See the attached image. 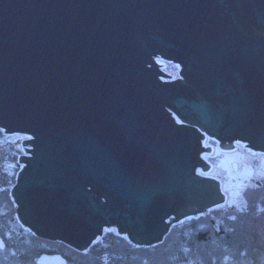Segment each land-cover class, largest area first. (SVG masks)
<instances>
[{
	"label": "water",
	"instance_id": "1",
	"mask_svg": "<svg viewBox=\"0 0 264 264\" xmlns=\"http://www.w3.org/2000/svg\"><path fill=\"white\" fill-rule=\"evenodd\" d=\"M0 128L34 136L22 224L80 252L106 228L155 245L224 203L206 135L264 151V0H0Z\"/></svg>",
	"mask_w": 264,
	"mask_h": 264
},
{
	"label": "trees",
	"instance_id": "2",
	"mask_svg": "<svg viewBox=\"0 0 264 264\" xmlns=\"http://www.w3.org/2000/svg\"><path fill=\"white\" fill-rule=\"evenodd\" d=\"M2 135L0 131L3 139ZM20 154L17 142L0 144V199L8 200V189L16 184ZM6 162L14 164L12 171L4 169ZM245 197V208L214 209L211 219L205 214L184 221L152 247H135L117 234H109L92 244L88 252H80L38 236L20 222L18 210L16 213L9 202L1 201L0 235L7 248L18 252L20 264L42 254H61L69 264H264V181L248 189Z\"/></svg>",
	"mask_w": 264,
	"mask_h": 264
},
{
	"label": "rangeland",
	"instance_id": "3",
	"mask_svg": "<svg viewBox=\"0 0 264 264\" xmlns=\"http://www.w3.org/2000/svg\"><path fill=\"white\" fill-rule=\"evenodd\" d=\"M167 67L169 68L167 69V71L169 72L170 71L175 72L176 70V67H174L172 64H168ZM160 80L163 81L161 78ZM169 110L170 109H168V111ZM20 137L17 138L14 136H4L3 139L0 138V144L12 140L17 142L18 148L21 149V143H19L21 139ZM206 144L212 145L213 151L211 154L209 152H206L204 154L202 153L201 155L203 156V158H206L207 163L212 165V169L209 170L208 172H203V170H201V167H199L198 171L201 174H204L205 176L217 179L219 181L221 193L225 195L224 203L220 205H216L215 207H212L211 209L207 210L205 213H202L200 215H196V216L188 215L182 218L179 222L172 223L170 229L177 224H180L184 221H188L189 218L191 219L197 218L205 214L208 215V217H210L209 219H211L213 218L211 215V211L214 209L215 210L217 209L219 211L220 209L226 210L230 206L231 207L233 206L236 210L237 209L241 210L245 208L247 205L245 192L248 189L257 187L258 182L264 181V156L253 155V153H264V151H257L251 149L249 146H245L246 142L240 140L239 141L236 140L233 142L234 147H238V148H234L232 150L221 149L219 146V140L213 137H209L207 139ZM13 168H14V164H12L11 162H6L4 164V169L6 171H12ZM12 189L13 188L8 189V198H7L8 200L2 197L0 201L1 203L9 202L8 205H10L11 208L15 209L16 212V203L14 198H12L11 196ZM220 213L223 212L221 211ZM167 221L169 222L170 219H168ZM109 234H117L119 237L125 239L127 242H131L128 240L127 235L119 234L117 232V229H108V228L104 230L103 235H101L96 239V242L103 241L104 236L107 237V235ZM167 235L168 233L166 234V236ZM55 242H59V241H55ZM161 242L152 246H157ZM62 253L68 255V252L66 251H62ZM29 255L31 254L29 253ZM33 261L36 262L37 259L34 258ZM33 261H28V264H32ZM20 263L21 262L18 260L17 251L7 247H5L4 250L0 249V264H20ZM67 264H69V261Z\"/></svg>",
	"mask_w": 264,
	"mask_h": 264
},
{
	"label": "built area",
	"instance_id": "4",
	"mask_svg": "<svg viewBox=\"0 0 264 264\" xmlns=\"http://www.w3.org/2000/svg\"><path fill=\"white\" fill-rule=\"evenodd\" d=\"M155 61L158 63V64H160V65H164V66H159V68H160V70L163 72V73H166V74H169V75H171L172 77L171 78H166V77H161V79L164 81V82H167V81H174V80H176V79H178V78H181V75H180V66H179V64L177 63V62H173V61H171V60H167V59H165V58H163V57H156L155 58ZM172 64L174 67H176V70H175V72L173 71V72H169V71H167V69H169L168 67H167V65L168 64ZM174 117H175V119H176V121H177V123L178 124H183V122L177 117V116H175L174 115ZM0 131H1V133L4 135V136H14V137H20L21 139H20V141H19V143H21V149H20V151H21V154H20V156L22 155V156H29L30 155V153L29 152H27L24 148H27V149H32L33 147H32V145H22V143H23V141L24 140H31V139H33L34 138V136L32 135V134H29V133H16V135L15 134H13V135H10V134H8L7 132H5L6 130L5 129H2V128H0ZM18 135H20V136H18ZM210 136H208V135H206V137H205V140H204V145L205 146H212V145H207L206 144V142H207V139L209 138ZM213 147V146H212ZM204 153H206V152H203V154ZM20 156H19V159H20ZM202 156V155H201ZM202 158H203V156H202ZM204 160H206V158H203ZM18 165H19V170H18V172H17V176H18V173L23 169V167L25 166V164H23V163H21L19 160H18ZM21 165V166H20ZM21 167V168H20ZM212 169V167L209 169V170H211ZM202 170V169H201ZM208 170V171H209ZM198 173L199 174H201L199 171H198Z\"/></svg>",
	"mask_w": 264,
	"mask_h": 264
},
{
	"label": "snow or ice",
	"instance_id": "5",
	"mask_svg": "<svg viewBox=\"0 0 264 264\" xmlns=\"http://www.w3.org/2000/svg\"><path fill=\"white\" fill-rule=\"evenodd\" d=\"M253 155H257V156H264V153H253ZM191 219V218H189ZM232 219H235V217H232ZM3 247V242H0V248Z\"/></svg>",
	"mask_w": 264,
	"mask_h": 264
},
{
	"label": "bare ground",
	"instance_id": "6",
	"mask_svg": "<svg viewBox=\"0 0 264 264\" xmlns=\"http://www.w3.org/2000/svg\"><path fill=\"white\" fill-rule=\"evenodd\" d=\"M94 243H96V240L92 244H94Z\"/></svg>",
	"mask_w": 264,
	"mask_h": 264
}]
</instances>
